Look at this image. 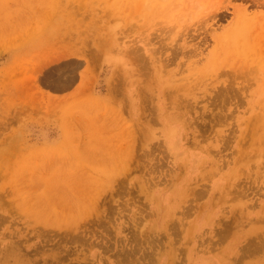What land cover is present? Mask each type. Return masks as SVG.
Returning a JSON list of instances; mask_svg holds the SVG:
<instances>
[{
	"label": "rangeland",
	"instance_id": "rangeland-1",
	"mask_svg": "<svg viewBox=\"0 0 264 264\" xmlns=\"http://www.w3.org/2000/svg\"><path fill=\"white\" fill-rule=\"evenodd\" d=\"M0 264H264V0H0Z\"/></svg>",
	"mask_w": 264,
	"mask_h": 264
},
{
	"label": "bare ground",
	"instance_id": "bare-ground-1",
	"mask_svg": "<svg viewBox=\"0 0 264 264\" xmlns=\"http://www.w3.org/2000/svg\"><path fill=\"white\" fill-rule=\"evenodd\" d=\"M49 48V47H48ZM22 72V71H21ZM33 75V74H32ZM26 76V75H25ZM32 78V77H31ZM33 92H31V94H32ZM41 100V99H40ZM46 107V106H45ZM87 210H84L83 212L81 211L80 212V215L81 214H83V215H85V214H87ZM98 212V211H97ZM42 217V216H41ZM80 217V216H79ZM81 218H83V219H85V217H81ZM83 219H81V220H83ZM81 220H79V221H81ZM62 221V220H61ZM71 222H75V221H78V220H76V219H73V220H70ZM56 223H51V224H49V225H53V226H57V225H55ZM78 224H80V223H78ZM47 226V225H46ZM59 226V225H58ZM60 227V226H59ZM83 236V235H82ZM78 237V236H77ZM84 237V236H83ZM78 238H80V237H78ZM74 239V238H73ZM81 239H79V241H80ZM112 240V239H111ZM135 240V239H134ZM107 241V240H106ZM109 241V240H108ZM167 243V242H166ZM137 246V245H136ZM102 248V247H101ZM104 248V247H103ZM129 252V251H128ZM19 255V254H18ZM124 256V255H123ZM9 258H10V255H9ZM126 259V258H125ZM10 260V259H9ZM14 260V259H13ZM15 261V260H14ZM19 261H22V260H19ZM18 261V263H21V262H19ZM56 261V260H55ZM25 262V261H24ZM53 263H54V261H53Z\"/></svg>",
	"mask_w": 264,
	"mask_h": 264
}]
</instances>
